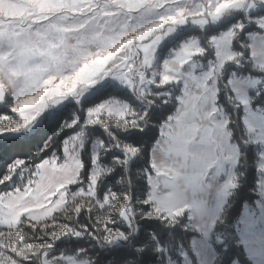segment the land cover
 <instances>
[{
    "label": "snow or ice",
    "instance_id": "6c2138e0",
    "mask_svg": "<svg viewBox=\"0 0 264 264\" xmlns=\"http://www.w3.org/2000/svg\"><path fill=\"white\" fill-rule=\"evenodd\" d=\"M106 78L119 94L76 107L59 151L8 163ZM0 105V264H97L117 242L113 264H158L169 233L216 264L264 245V206L225 199L264 157V0H0Z\"/></svg>",
    "mask_w": 264,
    "mask_h": 264
},
{
    "label": "trees",
    "instance_id": "16d2710c",
    "mask_svg": "<svg viewBox=\"0 0 264 264\" xmlns=\"http://www.w3.org/2000/svg\"><path fill=\"white\" fill-rule=\"evenodd\" d=\"M191 33H197L196 30H190ZM118 92L113 91L112 87L105 88L104 90L94 94L93 96L87 98L83 101L82 106L85 109L91 105H94L110 95H117ZM72 106L74 109L78 107L75 103L72 102ZM70 109L69 107H64L58 113L53 116L47 117L43 124L40 125V130L35 135L33 142L31 145L19 150L16 152L15 155L12 156L11 160L8 161L10 164L13 160L16 159L17 156H20L22 159L28 160L31 163H38L40 160L36 159L37 156L41 157L42 159L51 156L55 151H59L62 143L63 137L65 136V131H60L61 127L64 125L63 121L65 119L70 118ZM83 115H81L82 117ZM51 138V141H50ZM50 143L51 146L49 147L47 153L43 151L45 144ZM257 160H258V149L254 148L253 152L250 157H245L243 161V165L239 171L240 186L235 189L234 193H232V199L230 202L229 207L234 210V213L237 216H240L245 203L253 204L255 200L259 197L258 190H257V180H258V169H257ZM7 169V164L0 167V176L4 174V171ZM107 183V181H105ZM3 187V186H2ZM4 188V187H3ZM6 189V188H4ZM154 245H153V253L158 258V264H163L162 255L159 251V246L163 245L164 247L168 248L170 255L173 258H179V248L182 246L185 248L189 254L195 258V255L191 249V238L188 236L184 237H177L172 238V234L169 233V238H155L154 237ZM149 244H152V241H149ZM118 245L114 246H105L100 245V253L97 255V264H113L115 257L113 256H105L103 255V251L106 248H115ZM236 256L244 262V264H253V262L248 257L246 251H243L241 247H236L234 249ZM218 259V257H217ZM216 259V261H217ZM216 264V262H215Z\"/></svg>",
    "mask_w": 264,
    "mask_h": 264
},
{
    "label": "rangeland",
    "instance_id": "374dc122",
    "mask_svg": "<svg viewBox=\"0 0 264 264\" xmlns=\"http://www.w3.org/2000/svg\"><path fill=\"white\" fill-rule=\"evenodd\" d=\"M183 31L187 34V35H194L196 33H191L190 30H198V26L197 25H183L181 26ZM108 78L105 79V81H100L97 85H94L92 89H89L88 92H86L84 94V96L81 98L80 100V104L77 105V102L74 98H69L66 99L64 101H62L60 104H53L51 105L49 108L45 109V111L43 113H41V116L38 117V120L43 121L50 116L55 115L56 113H58L61 109H63L64 107H66L69 104V100H71V103H75L78 107L82 106V103L84 100H86L87 98L93 96L94 94L104 90L105 88L111 87L108 86L106 84V80ZM108 99V97L106 98ZM104 99V100H106ZM102 100V101H104ZM102 101L96 103L99 104ZM94 104V105H96ZM94 105H91L89 107H93ZM85 109L83 108V110L86 111L87 108ZM3 109V106L0 105V110ZM70 114H72L75 109L74 107H72V109H70ZM84 117L82 116L81 119H83ZM69 119H65V121H67ZM65 121H63V124L65 123ZM5 136H15V135H20L18 133H6L4 134ZM46 159V158H45ZM261 159L260 162V168L258 170V180H257V190L258 193L260 194L259 197V204L256 203V200L253 204L250 203H245L247 204L249 207L251 206V208L256 207L257 205H261L264 206V157L261 156L260 151L258 150V160H257V169L259 167V161ZM40 162L36 163L39 164ZM17 177L14 176L13 180H16ZM12 182L10 181L9 184H11ZM9 189H4L2 186H0V191H6ZM226 194V193H225ZM232 195V193H231ZM249 213V210L246 208L244 215H247ZM121 242H117L116 244H112V245H108V246H114V245H119ZM161 246V245H160ZM158 247L159 251L162 255V259H163V264H215L216 259H217V254L216 252L209 248L208 246V242H206L203 239H197V238H191V249L195 255V258H193L189 252L183 248L182 246H180L179 248V258H173L170 253L168 248L166 247ZM264 245H258L257 246V251L252 252L251 250L246 251L248 257L250 258V260L253 262V264H262L263 263V256L261 255V248Z\"/></svg>",
    "mask_w": 264,
    "mask_h": 264
},
{
    "label": "crops",
    "instance_id": "0c3cea01",
    "mask_svg": "<svg viewBox=\"0 0 264 264\" xmlns=\"http://www.w3.org/2000/svg\"><path fill=\"white\" fill-rule=\"evenodd\" d=\"M260 162H261V159H260V161H259V167H258V170H259V168H260ZM226 174H231V175H235V173L232 171V169H229L228 170V173H226ZM259 194V193H258ZM228 195H231V193H226L225 194V199L227 198V196ZM259 197H260V194H259ZM259 197L256 199V203L257 204H259ZM222 202V201H221ZM252 206V205H251ZM251 206L249 207L247 204H245L244 205V208H243V211H242V213H243V215H244V212H245V209L247 208L248 210L251 208ZM254 208V207H253ZM261 255L263 256V263L262 264H264V246L261 248Z\"/></svg>",
    "mask_w": 264,
    "mask_h": 264
}]
</instances>
